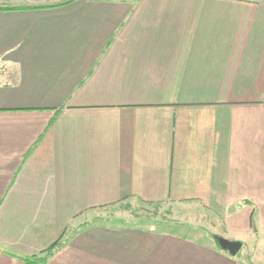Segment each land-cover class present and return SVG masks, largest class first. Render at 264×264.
<instances>
[{
	"label": "crops",
	"instance_id": "crops-1",
	"mask_svg": "<svg viewBox=\"0 0 264 264\" xmlns=\"http://www.w3.org/2000/svg\"><path fill=\"white\" fill-rule=\"evenodd\" d=\"M133 201L205 220H105ZM248 250L264 264V0H0V264Z\"/></svg>",
	"mask_w": 264,
	"mask_h": 264
},
{
	"label": "rangeland",
	"instance_id": "rangeland-1",
	"mask_svg": "<svg viewBox=\"0 0 264 264\" xmlns=\"http://www.w3.org/2000/svg\"><path fill=\"white\" fill-rule=\"evenodd\" d=\"M104 212L107 215L105 220H108L110 224H127L143 228L168 227L171 230L176 227L179 229L180 226H194L193 223L203 224L202 219L205 220V218L196 219V217H193L199 214L195 208L190 209L189 205L177 204H153L133 201L109 207ZM202 226L197 227L198 230H205ZM249 251H243L241 256L243 255V259L245 258L248 264H255L251 255L249 257L245 256L246 253L247 255L250 254ZM256 264L260 263L257 262Z\"/></svg>",
	"mask_w": 264,
	"mask_h": 264
},
{
	"label": "trees",
	"instance_id": "trees-1",
	"mask_svg": "<svg viewBox=\"0 0 264 264\" xmlns=\"http://www.w3.org/2000/svg\"><path fill=\"white\" fill-rule=\"evenodd\" d=\"M210 236L213 237V239L217 242V244L219 245V247L222 248L221 241L224 240V239L221 238V237H218L216 235H213V234H210ZM61 247H62V243H60V241H59L56 244H54L52 247H50L47 251H45L44 254H43L45 261H47Z\"/></svg>",
	"mask_w": 264,
	"mask_h": 264
},
{
	"label": "water",
	"instance_id": "water-1",
	"mask_svg": "<svg viewBox=\"0 0 264 264\" xmlns=\"http://www.w3.org/2000/svg\"><path fill=\"white\" fill-rule=\"evenodd\" d=\"M221 246L223 249L229 251V253L232 255V256H236L241 248H242V243L240 242H231V241H228V240H222L221 241Z\"/></svg>",
	"mask_w": 264,
	"mask_h": 264
}]
</instances>
